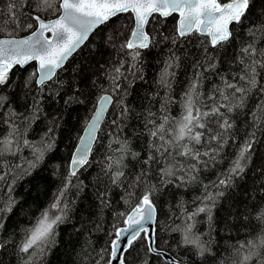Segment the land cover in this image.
<instances>
[{"label": "trees", "instance_id": "obj_1", "mask_svg": "<svg viewBox=\"0 0 264 264\" xmlns=\"http://www.w3.org/2000/svg\"><path fill=\"white\" fill-rule=\"evenodd\" d=\"M50 2L53 8L46 12L36 11L38 0H32V7L22 11L25 15L53 18L59 14L55 9L60 0ZM0 9L6 11V0H0ZM176 19L175 14L150 16L146 30L153 43L139 50L140 57L136 61L132 59L131 50L120 47L133 28L132 14L125 12L99 25L56 71L53 79L42 86L35 82L36 76L31 75L36 72L34 62L10 68L7 85L0 86V97L6 98L0 100V140L11 132L15 155L5 152L0 156V175L7 173L0 181V208L10 201L13 203L11 212H0L3 224L0 264H109L111 242L117 228L149 191L156 208L155 246L178 260L195 264H233L239 259L234 246L240 241L254 239L264 229V221L257 219L264 209V120L254 124L252 116L254 111L261 115L256 105L264 102V92L259 90L264 87V69L256 66L257 89L249 94L244 108L227 113L234 124L225 135L222 147L215 141L209 143L206 130L196 129L205 132L201 144L195 145L200 152L218 150L215 160L201 157L208 163L207 166L198 165L196 182L178 179L193 161L175 156V149L170 151L176 160L185 164V169H174V176L161 173L166 160L150 147L160 141L150 136L155 129L149 123L154 120L158 125L165 115L179 121L184 112V94L194 79L199 82L200 96L193 95V99L201 111L209 110L213 103H236V97H231L230 101L221 100L216 89L223 87L224 78L237 86H246L239 80L243 72L240 60L249 62L242 49L250 43L264 49V34L257 32L255 40L249 34L254 25L264 23V0H251L243 23L231 24L232 36L216 47L211 45L207 34L196 31L178 37ZM4 20L7 17L0 14V36L31 31L23 27L31 20L21 17L19 28H14L11 22L4 25ZM173 57L177 59L170 60ZM166 62L172 63L167 71L174 73L168 78L170 87H162L158 82ZM121 64L123 75L117 81L120 87L113 92L110 74ZM26 82L30 83L26 86ZM226 91L231 93L232 90ZM105 93L112 96V103L99 128L88 163L72 176L71 154L99 97ZM125 105L129 111L121 115ZM221 111L226 112V109ZM207 120L213 132L219 131L215 117ZM13 127L15 132H12ZM168 127L174 129L175 123L170 120L166 129ZM49 129H52L50 133ZM171 135L166 132V138ZM25 139L31 146L23 143ZM125 141L127 150L122 147ZM245 141H251L252 148L244 172L233 176L230 187H211L212 182L225 178ZM48 144L51 148L46 147ZM17 145L19 150H16ZM34 148L43 151L40 159H36L38 152H34ZM150 155L156 159L145 164ZM165 157L169 161L172 159L167 154ZM118 160L120 164L116 163ZM109 164H112L111 170ZM117 170L123 171L124 176L113 183L111 177ZM204 185H209L208 192L223 191L224 195L216 199L214 206L209 204L211 220L205 212L189 220L188 214L203 206L198 198L204 195ZM57 201L60 208L67 207L63 220L54 226L55 235L46 243V250L42 254H33L31 249L22 252L20 249L28 230L45 211L50 219L61 214L59 209L51 208ZM189 223L193 225L190 238L199 237L200 242L210 248L204 256L198 255L193 245L184 243ZM148 249L145 235L140 232L139 238L123 254L125 264H171ZM249 264H257V258Z\"/></svg>", "mask_w": 264, "mask_h": 264}, {"label": "snow or ice", "instance_id": "obj_2", "mask_svg": "<svg viewBox=\"0 0 264 264\" xmlns=\"http://www.w3.org/2000/svg\"><path fill=\"white\" fill-rule=\"evenodd\" d=\"M250 5L251 0H228L224 4H221L219 0H60L58 8L55 9L59 15L55 19H45L41 15H25L22 11L25 7H32V0H6V11L0 9V14L7 17V20L3 21L4 25L11 22L14 28H19L21 27V17L25 21L31 20L32 22H25L23 24L25 29L31 30L30 35L25 38L0 39V86L7 85L8 73L14 64L23 66L33 60L38 61V68L31 75L38 76L36 79L38 85H44L46 81L53 79L56 70L61 68L71 53L88 39L93 29L106 23L120 13L131 11L134 14L135 26L131 31V37L125 43L121 44L120 47L131 50L132 59L136 61L140 57L139 50L149 48L153 43V38L145 31V25L149 22V17L153 13H159L164 17L172 13H178L180 17L177 27L178 37H186L193 31L206 33L211 38V45L216 47L227 42L232 36L229 27L231 24L243 23V19L246 18V14L250 10ZM52 8L53 5L50 0H38V3H36V11L38 12H46ZM0 31H2V27H0ZM257 32L264 34V23L254 25L249 29V34L253 37V40H255ZM45 33H50L51 35L46 36ZM108 39L111 40L112 37H108ZM165 39L169 38L165 37ZM172 42L175 43L174 38ZM242 53L244 57L249 58L248 63H245L243 58L240 60V63L243 65V72L239 75V80L244 81L246 86H237L236 83L229 82L224 78L223 87L216 89L220 93L221 100L230 101L231 97H236V103H213L209 110L201 111L200 107L195 106L193 99V95L197 98L200 96V93L197 91L199 82L194 79L189 86V90L184 94L186 97L182 104L184 112L179 121H176L175 118L169 117L168 115L163 116L162 122L158 125L154 120L149 121L155 129L150 132V136L156 137L160 141L158 145L151 144L150 147L154 148L156 153L166 160V167L161 169L163 175L174 176L176 174L174 169L177 171L185 169V164L176 160L175 156L187 158L193 161V163L187 164V171L184 175L178 177V179L181 182L193 183L197 181L196 173L199 172L198 165L203 164L207 166L208 163V161L201 160V157H208L209 160H215L218 154L217 149L200 152L195 147V145L201 144L202 138L205 137L204 131H197L196 129H204L207 131L209 143L215 141L222 147L223 143L226 142L224 137L233 128L234 124L227 113H232L235 109L244 108L249 94L254 89H257V76L259 73L256 71V66L259 65L260 68L264 69V49H258L255 43H250L242 49ZM257 56L262 59H256L255 57ZM175 59L177 58H170L172 61ZM169 67H172V63L166 62V68L162 70L158 81L162 87H170L168 78L169 76H173L174 73L167 71ZM210 67L214 69L215 65H210ZM121 68H123V64L120 67L114 68L112 74H110L113 92L120 87L117 81L123 75ZM129 70L131 71L132 69L130 68ZM124 78L127 79L126 76ZM28 83L30 82H26V86ZM228 89L232 90L231 93L226 91ZM259 90L264 92V87H261ZM3 99L6 98L0 97V100ZM209 99L214 100V97H209ZM110 103H112L111 95L105 94L99 97V107L96 109L92 120L85 130L87 136L80 137V146L77 147L76 153L73 156L72 176L76 175L78 168L88 163V154L91 151V144L95 138V132L107 105ZM120 103L123 104V100ZM164 107L166 110V105ZM222 108L226 109V112H222ZM256 109L259 110L261 115H257V112L254 111L252 113L253 123L259 124L264 120V102L258 103ZM128 111L129 109L125 105L121 115H124ZM149 115L154 114L150 113ZM209 117L216 118L219 131L213 132L208 127L207 118ZM170 120L175 123L174 129L172 127L166 129V125H169ZM15 131L16 128L13 127L12 132ZM51 131L52 129H49V133ZM166 132L172 133L171 138H166ZM11 135L12 133L10 132L8 137L0 140V156H3L5 152L15 155L13 142L10 139ZM45 135L47 136L48 133ZM186 139L187 142H185ZM23 143L31 146L30 142L26 139ZM51 146V144L46 145L47 148H51ZM122 147L127 150L126 141ZM251 148L252 142L245 141L236 159L232 162V166L228 170L225 178H219L217 181L212 182L211 187H230L233 183V176H239L244 172L246 161L250 158ZM170 149L176 150L175 156H173ZM16 150H19L18 145ZM34 152H38L36 159H40L43 156L42 150L34 148ZM165 154L172 158L171 161L166 159ZM133 155H138V153H134ZM155 159V156L150 155L144 163L148 164ZM116 163L120 164L121 161L118 160ZM108 168L111 170L112 164H109ZM6 175L7 173L0 175V181L4 180ZM123 176V171H115L111 177L112 182H119ZM137 180H140L139 176ZM208 188L209 185H204V195L198 198L201 200L203 206L197 208L195 212L189 213V220L202 212L208 213L209 220H211V208L209 204L214 206L216 199L224 195V193L223 191L211 193L208 192ZM150 195V191L146 192L139 203L132 208L126 220L128 228L120 229L117 232V240L112 242L111 256L113 259H117V253H119L120 264H125L123 253L126 249L118 247L117 241L122 234L127 233L129 237L127 239V247H131L133 242L139 238L140 232L144 230L143 221L152 219L155 212ZM12 203L10 201L6 207L0 208V212H11ZM66 207L65 205L64 208H60L59 201L53 203L51 208L59 209L61 214L55 215L54 218L50 219L49 213L45 211L37 221V224L28 230L27 238L20 250L27 253L31 249L33 250V254L36 252L42 254L46 250V243L55 235L54 226L63 220V213ZM257 219L264 221V209L258 213ZM2 227L3 224L0 223V228ZM192 228L193 225L189 223L185 230L184 243L193 245L197 249L198 255L204 256L210 252V248L202 244L199 237L195 239L190 238L189 234ZM152 243L153 245L155 244L154 238H152ZM234 249L239 259L234 261L233 264H249L254 257L257 258V264H264V259H261L264 256V253L261 251L264 250V229L254 239L240 241L238 245L234 246ZM148 250L152 252L157 251L155 247H149ZM171 264H178V262L173 260Z\"/></svg>", "mask_w": 264, "mask_h": 264}, {"label": "water", "instance_id": "obj_3", "mask_svg": "<svg viewBox=\"0 0 264 264\" xmlns=\"http://www.w3.org/2000/svg\"><path fill=\"white\" fill-rule=\"evenodd\" d=\"M220 2V1H219ZM228 2V0L227 1H225V2H223V3H221V4H224V3H227ZM130 13H131V11H129ZM132 14V18H133V28H134V14L133 13H131ZM154 14V13H153ZM156 14H159V13H156ZM172 14H175L176 16H177V19H176V30H177V27H178V21H179V19H180V17H179V14L178 13H172ZM59 15V14H58ZM57 15V16H58ZM160 15V14H159ZM57 16H55V17H53V18H49V19H55ZM161 16V15H160ZM162 17H164V16H162ZM150 18V17H149ZM146 26H147V24L145 25V31L147 32V30H146ZM98 27V26H97ZM96 27V28H97ZM230 27V26H229ZM95 28V29H96ZM132 28V29H133ZM95 29H93V31L95 30ZM132 31V30H131ZM30 33H31V31L30 32H28V33H25V34H22V35H15V36H8V35H2V36H0V39H21V38H25L26 36H28V35H30ZM148 33V32H147ZM198 33H200V32H198ZM91 34V33H90ZM90 34H89V36H90ZM200 34H206V33H200ZM45 35L46 36H50L51 34L50 33H45ZM131 37V33H130V35H129V38ZM209 37V36H208ZM128 38V39H129ZM209 40H211V38L209 37ZM86 41V40H85ZM84 41V42H85ZM81 46V45H80ZM78 49V48H77ZM76 49V50H77ZM75 50V51H76ZM75 51H73L72 53H71V55L75 52ZM70 55V56H71ZM69 56V57H70ZM68 57V58H69ZM67 58V59H68ZM67 60H65L64 61V63H63V65L65 64V62H66ZM31 62H34L35 63V70L37 71V68H38V61H35V60H33V61H29L27 64H29V63H31ZM27 64H24L23 66H25V65H27ZM14 65H16V64H14ZM13 65V66H14ZM62 65V66H63ZM21 66V65H20ZM61 66V67H62ZM58 70V69H57ZM56 70V71H57ZM38 78V76H36V78H35V82H36V79ZM105 94H107V95H110L109 93H105ZM105 94H103V95H105ZM110 105H111V103L109 104V105H107V107H106V109H105V111H104V114H103V116L101 117V119H100V122H99V125H98V128H97V130H96V132H95V138L93 139V141H92V144H91V149H92V147H93V145H94V142H95V140H96V138H97V134H98V131H99V128H100V126H101V124H102V122H103V120L105 119V117H106V114H107V112H108V110H109V107H110ZM99 107V100L97 101V103H96V105H95V108H94V110H93V112L91 113V115H90V117L88 118V120L86 121V123H85V125H84V127H83V129H82V132H81V134H80V136H79V138H78V140H77V143H76V145H75V147H74V149H73V152H72V154H71V157H70V161H69V168H70V172H72V159H73V156H74V154L76 153V149H77V147L78 146H80V137H86L87 136V133H86V129H87V127H88V125H89V123H90V121L92 120V117H93V115L95 114V111H96V109ZM91 152V151H90ZM89 156H90V153L88 154V159H89ZM84 166V165H83ZM83 166H81V167H83ZM80 167V168H81ZM80 168H78L77 169V171L80 169ZM136 206V205H135ZM134 206V207H135ZM155 207V206H154ZM131 211H132V209L128 212V214H130L131 213ZM128 214L126 215V218H125V221H124V224L123 225H121L120 227H118L117 228V230H116V234H115V237L113 238V240H112V242L113 241H115V240H117V232L120 230V229H127L128 228V224L126 223V220H127V216H128ZM137 219H139V217H137ZM155 219H156V208H155V212H154V215H153V217H152V219H150V220H145V221H143V231H141V232H143L144 233V235H145V238H146V242H147V246H148V248L149 247H155L156 249H157V251H155V252H152V253H154V254H157V255H160V256H162L165 260H167V261H169V262H171V261H177L178 262V264H195V263H188V262H185V261H182V260H178L177 258H175L174 256H172L168 251H166V250H164V249H158L156 246H155V244L153 245V243H152V238H154V232H155ZM129 237H128V234L127 233H124V234H122L121 235V237H120V239L117 241V245H118V247H120L121 249H127L128 247H127V239H128ZM112 242H111V252H112ZM125 252V251H124ZM124 254V253H123ZM117 256H118V258L117 259H113L112 258V256H111V254H110V260H109V264H120V254L119 253H117Z\"/></svg>", "mask_w": 264, "mask_h": 264}, {"label": "bare ground", "instance_id": "obj_4", "mask_svg": "<svg viewBox=\"0 0 264 264\" xmlns=\"http://www.w3.org/2000/svg\"><path fill=\"white\" fill-rule=\"evenodd\" d=\"M132 209V208H131Z\"/></svg>", "mask_w": 264, "mask_h": 264}]
</instances>
